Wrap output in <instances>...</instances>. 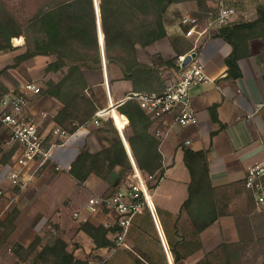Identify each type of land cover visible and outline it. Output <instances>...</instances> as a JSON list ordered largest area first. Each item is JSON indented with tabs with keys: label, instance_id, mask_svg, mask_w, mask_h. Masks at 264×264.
<instances>
[{
	"label": "trees",
	"instance_id": "1",
	"mask_svg": "<svg viewBox=\"0 0 264 264\" xmlns=\"http://www.w3.org/2000/svg\"><path fill=\"white\" fill-rule=\"evenodd\" d=\"M97 2L106 68L112 63L115 64L121 72V78L130 82L131 90L146 92H161L170 76V74L165 76L164 71L173 73L178 70L172 59L164 60L159 56L161 61L155 65L140 62L137 58V47L144 48L166 35L163 15L167 7L171 3L194 2L196 6L194 15L200 18L212 11L208 0H97ZM19 35L24 36L25 49L15 57L14 63L36 55L54 57L46 65L45 72L54 75L55 78L50 76L45 79L44 87L37 93L39 96L47 95L61 104L52 117L54 125L61 127L68 134L86 125L93 119L95 112L102 108L83 75L85 68L94 70L102 68L93 0H62L58 4L48 6L47 9H41L24 24L20 23L0 1V52L11 50V37ZM210 36L222 37L231 45V52L225 58L227 76L238 77L240 72L237 60L247 54L248 40L254 37L264 38V5L258 6L255 19L222 25ZM14 40L19 41L17 38ZM2 71L3 69H0V74ZM8 91L9 89L0 82V97ZM215 108L211 107V116L213 121L217 122ZM110 112L114 125L110 119L107 121L100 119L97 130L105 134L103 137L108 140L109 145L96 152L89 151L85 146L81 147L70 165L69 174L78 183H83L90 175L105 180L113 169L118 168L116 179L107 189H111L113 193L112 187L134 173L117 130L128 122L123 134L136 167L150 188L156 186L164 175L165 167L159 150L160 140L150 132L154 120L135 99L125 100L116 106V111L112 109ZM1 124L0 122V126ZM56 142L60 140L57 139ZM12 151L4 156L9 157ZM182 151L190 181L188 197L179 211V218L183 217L181 226L176 229L179 240L169 248L173 264H185L184 259L202 248L201 232L219 217L232 215L235 222L240 225L246 221L247 213L254 207L252 199L244 192L243 182L223 187L211 184L207 149L194 150L188 145H183ZM149 175H152L150 180ZM12 215L10 213V216ZM10 218L0 221V226L4 227L5 238L13 229ZM78 230L90 240L88 254L82 259L77 257L75 248H70L68 241L60 237L49 239L44 244L40 243L41 237H37L28 248L14 243L13 249L18 254L26 250L31 251L32 264H86L93 254H97L100 260H105L103 255L94 251L95 249L111 251L116 247L110 235L111 230L100 223L88 219ZM76 245L81 246L80 243ZM249 246L251 249L253 247L262 249V252L264 237L257 238L252 234L240 233L238 240L221 242L204 251L193 264H245L239 255H244L245 249ZM135 251L139 255L137 262L146 264L144 259L147 256L138 248Z\"/></svg>",
	"mask_w": 264,
	"mask_h": 264
},
{
	"label": "crops",
	"instance_id": "2",
	"mask_svg": "<svg viewBox=\"0 0 264 264\" xmlns=\"http://www.w3.org/2000/svg\"><path fill=\"white\" fill-rule=\"evenodd\" d=\"M225 2L235 8V21L255 19L258 6L264 5V0H225ZM208 4L213 11V3L208 0ZM195 10L194 2L171 3L163 15L166 35L144 48L137 47L138 60L150 63L151 55L157 54L164 60L172 59L174 63L177 54L188 51L194 43V39L183 35L179 19L184 13L194 14ZM219 27L221 26L210 29L209 34ZM12 38L21 41L13 44L11 50L0 52V69L4 71L0 75V82L9 90L22 86L26 81H34L39 84L30 69H44L51 59H44L37 66L35 58L39 55L30 58L24 62L27 66L28 78L20 76L17 69L11 66L14 56L25 49V40L22 35ZM196 43L199 60L208 77L206 82L194 86L190 91V103L197 119L194 123L181 125L175 120L174 115H167L164 119L152 123L150 132L153 135H155L156 129L161 132L158 138L160 140L159 150L165 171L157 185L150 189L155 199L156 218L171 247L179 240L176 229L183 222V217L179 218V211L182 203L188 197L190 181L189 171L183 161V145H188L194 150L207 149L209 178L213 186L223 187L243 182L244 192L252 199L254 207L247 213L246 221L241 222L240 225L235 222L232 215H225L205 228L200 234L202 244L200 250L207 251L221 242L238 240L240 233L252 234L257 238L264 237V204H257L244 184L247 168L264 157V38L254 37L248 40L247 54L237 60L240 75L236 78L227 76L225 58L231 52V45L226 40L219 36L205 35ZM143 54L145 59L140 56ZM116 69L119 73L115 78L127 83L126 93H128L131 91V84L128 80L121 78V72L117 66ZM104 70H106L108 80L106 64L105 69L103 63L101 69H83V75L93 89L101 88L100 80H102ZM113 71L114 69L112 74ZM176 72L177 70L173 73L165 70L164 75L170 74L168 77V81H170L169 78L171 80L176 78ZM89 73L96 76L94 80H89ZM120 99L118 98L116 101ZM60 106L58 101L47 95L33 94L28 97L26 117L28 120L38 121L41 131L47 134L52 127L56 126L52 117ZM212 106L216 107L217 122L213 121L211 116ZM107 116L101 120H105ZM98 127L99 125H96L92 119L65 137L55 135L53 140L59 139L60 142L54 143L52 146L53 157L42 167L38 161L25 165L16 164L19 153L16 144L12 145L13 151L9 157L0 154V193L5 200L0 205V215L14 201L23 208V211H20L26 217V221L20 229L19 235L27 231L30 238V235L44 228L49 216L54 217L56 222H61L59 219L61 215L76 210L87 215L88 219L94 223H102L109 218L110 214L106 212L88 213L85 205L90 195L98 193L96 192L97 184L98 186L101 184L104 191L109 184L114 182L117 170H114L109 178L101 183L94 175H90L83 183H78L68 172L81 147L85 146L89 151L96 152L107 144L97 132ZM9 138V129L1 124V148L8 145ZM13 169L17 170L19 174L16 183H13L8 177L9 172ZM93 178H96L97 181ZM132 178L133 174L129 179ZM122 183L112 187L113 190L115 191ZM142 212L140 215L143 214ZM98 216L101 219H98ZM150 220L152 223L154 222L152 217ZM73 223L76 224V222ZM73 223H70L71 226ZM78 225L77 223L73 226L78 228ZM135 228L132 222L126 235L125 247L132 246V243L129 244V239L133 237ZM16 230L18 231V228ZM77 233L82 235L79 230ZM17 237L19 238V236ZM83 238L90 245V240L84 236ZM154 238L157 242L160 239L156 227ZM136 239H138L136 247L147 257H150L146 248L150 249L151 246L145 232L138 233ZM28 241L24 238L21 243L24 244ZM97 253L103 255L106 261H110L108 251L107 253ZM168 256L172 262L171 255Z\"/></svg>",
	"mask_w": 264,
	"mask_h": 264
},
{
	"label": "built area",
	"instance_id": "3",
	"mask_svg": "<svg viewBox=\"0 0 264 264\" xmlns=\"http://www.w3.org/2000/svg\"><path fill=\"white\" fill-rule=\"evenodd\" d=\"M213 3L214 10L205 17L184 13L179 19V26L183 35L193 38L191 48L176 55L174 64L177 67L176 78L170 80L161 92L129 91L123 98L114 101L108 85L106 70H104L105 90L107 94V107L95 112L93 122L99 125L100 119L110 117V111L128 99H135L140 107L147 112L154 121L164 119L167 115H174L175 120L185 125L194 123L197 119L194 109L190 103L191 89L208 80L204 72L203 64L199 60L197 43L203 36H210V29L215 26L227 25L235 21L236 10L226 4L225 0H209ZM14 40V39H13ZM195 53L189 62L183 65L186 54ZM102 63L104 55L101 54ZM41 86L34 81H26L18 90H9L0 97V122L9 129L10 138L6 149H12L16 144L19 151L16 164L25 165L29 162L38 161L42 167L53 157L52 146L56 143L53 140L55 135L65 137L68 133L59 126H54L47 134H44L38 121L28 120L26 107L28 97L40 92ZM108 110V111H106ZM111 118V117H110ZM112 120V119H111ZM123 134L122 128H117ZM161 132L156 129L155 136L160 137ZM134 173L132 179H127L119 185L111 194H93L86 202V211L90 214L106 212L109 218L101 224L110 229H116L113 233V242L116 246L125 242L129 227L134 217L140 214L144 207H147L153 218L157 233L160 238L166 257L169 258V250L164 233L156 218L155 209L151 201V189L146 180L141 176L135 167V162L130 157ZM8 177L13 183L18 181V171L13 169ZM148 178H152L149 175ZM245 187L252 194L257 204H264V157L251 164L245 173ZM114 215V217H113ZM73 216L79 221H87L88 216L76 210ZM113 219L111 220V218ZM104 260H91L87 264H103Z\"/></svg>",
	"mask_w": 264,
	"mask_h": 264
},
{
	"label": "rangeland",
	"instance_id": "4",
	"mask_svg": "<svg viewBox=\"0 0 264 264\" xmlns=\"http://www.w3.org/2000/svg\"><path fill=\"white\" fill-rule=\"evenodd\" d=\"M0 1L5 5L6 9L19 20L20 23L24 24L27 21H29L30 19H32L41 9H45V8L47 9L48 6L58 4L62 0H0ZM23 38H24V36H23ZM10 42H11V45L19 43L18 41L13 40L12 37L10 39ZM22 52H20L14 56L13 64L11 67L16 68L18 71V74H20V76H22L24 78H28L27 77L28 72L26 69L27 66L24 62L29 60L30 58L27 60H24V61L14 63L15 57L17 55L21 54ZM139 53H141V52H139ZM140 56L143 57V59H145L144 54L140 55ZM53 58L54 57L51 55L50 56L49 55H47V56L39 55L38 57L35 58L37 61L36 65L38 66L39 62L43 61L44 59L53 60ZM160 61L161 60H160L159 55H157V54L151 55L150 63H153L156 65V64H159ZM113 69H114V71H113L114 73L112 74ZM30 71L35 76L36 81L37 80L39 81V85L41 86V88L44 87L45 79L49 78L50 76L55 78L54 75L46 74L45 68L44 69L33 68V69H30ZM3 72L4 71H2L1 74ZM107 72H108V84L110 87V94H111L113 100H117L118 98H123L127 94L126 91L128 89V86L126 85L127 83L125 81L121 82V80H119V81L117 80V77L115 78V76H118V73H119V72H117L116 65L113 63L110 64L109 68H107ZM88 77H89V80H94L96 76L94 74L89 73ZM100 82H101V88L97 87L96 89H93L92 86H90L89 84L88 85L91 87L93 93L95 94V97L97 98V100L101 104V106H102L101 109H103V108L107 107V94L105 91L104 73L102 75V80H100ZM20 87L21 86H18L15 89L18 90ZM86 93H89V91H86ZM109 119H110V117L107 116V118L105 120L107 121ZM111 123L113 124L112 120H111ZM97 132L99 133V135H101V137L107 143L102 148V149H104L109 145L108 140L105 137H103V136H105V134H102L100 131H97ZM10 151H12V149L8 150L6 148H2V151L0 152V154L2 153V155H4V154L6 155ZM114 170H117V173H118V168H115L107 175V178H109V176L111 175V173H113ZM117 173H116V176H117ZM107 178L105 180H103V179L97 177V179H99L98 181H100L99 183H101V181L105 182L107 180ZM129 178H127V179H129ZM93 179H96V178H93ZM97 179L95 181H97ZM127 179H125V181ZM150 179H152V178H148V180H150ZM111 184H109L108 187H110ZM96 187H97L96 192H98V193H93V194H104L105 195V193H111L112 192L111 189L107 190L108 188L103 191L101 184L99 186L97 184ZM151 201H152V204L155 208V199H154L152 194H151ZM4 202H5V200L3 199V196L0 193V205L3 204ZM20 210L23 211V208L19 207L18 203L14 201L13 203L11 202L9 207L0 215V221H3L6 218L11 217L10 221H11V225H13V229L11 230L10 234L6 238L4 236V227L0 226V264H32L33 253L29 250H26L27 252L22 251V253L20 252L18 254L14 251L13 245H14V243H18L21 246H23L24 248H28V245L31 242H33L37 237H41V240H40L41 242L39 241L41 244L46 243L47 240H49V239L60 237L64 240L68 241V243L70 244V248H73V249L75 248V250L77 251L76 254H77L78 258L82 259V258H84V256L86 254H88L90 245L83 238L82 235L80 236L79 233H77L79 227L84 222L76 219L73 216L72 211L68 212L67 214L61 215L62 217L61 216L59 217L61 222H56L54 217L49 216L47 218V222L44 225V228L42 230L36 232L35 234L30 235L31 237L29 238L28 237L29 234L27 231H24V232H22L21 235H19L20 234L19 231L23 227V225H25V221H26L25 220L26 217L21 214ZM10 213L13 215L10 216ZM142 213L143 214H141V215L137 214L133 219V224L136 227L135 228L136 231H135V233L132 234L133 237H131V239H129V244L132 243V246L125 247L124 244L127 240V238H126L124 244L116 246L111 251H108V253L106 250H96V249L94 250L96 252L107 253L108 256L110 257V261L104 260L103 264H111V263L112 264H139L137 262L139 255L135 251V249L137 248L136 245L138 243L137 242L138 239H136V237H137L138 233H142V232H145L146 236L149 239L148 242L150 243V246H151L150 249L146 248L150 257H145L146 259L143 258L145 263L146 264H157V263L164 264V259H165V262H168L166 254H165L163 247H162V244L160 242V239H158V242H157L154 238L155 237V226L153 224L154 222L152 223V221L150 220L151 215H150L148 208L144 207ZM113 217H114V215H113ZM113 217L112 218L110 217L111 220L113 219ZM97 218L101 219L100 216H98ZM73 222H76V224L77 223L79 224L78 228H76V226H73V225H76ZM70 223H73L72 226ZM17 228H18V231L16 230ZM114 230H116V229H114ZM114 230L113 231L111 230V234H110V235H112L111 236L112 240H113ZM17 236H19V238ZM24 238H26L29 241L27 243L22 244L21 242L23 241ZM165 239H167V238H165ZM77 243L78 244L80 243L81 246L76 247ZM166 243L168 246V250H170L168 239L166 240ZM250 247L251 246H249L248 248L245 249L246 251H245L244 255H239L240 260L242 258V260L244 261L245 264H264V249L261 252L262 249H258V248H254V247L251 249ZM203 252L204 251L200 250V251L193 253L192 256L188 257V259H186V260L184 259V263L185 264H193L194 262H196V260L198 258H200L202 256ZM128 253H130V254H128ZM170 255H171V258L173 259V256L171 253H170ZM90 259L100 261L97 254H93L90 257ZM127 259H129V260H127ZM160 262H162V263H160Z\"/></svg>",
	"mask_w": 264,
	"mask_h": 264
},
{
	"label": "water",
	"instance_id": "5",
	"mask_svg": "<svg viewBox=\"0 0 264 264\" xmlns=\"http://www.w3.org/2000/svg\"><path fill=\"white\" fill-rule=\"evenodd\" d=\"M93 6H94L95 17H96V26H97L98 42H99V45H100L101 54L104 55L103 33H102V30H101V25H100L99 6H98L97 0H93ZM192 56H195V53H192L191 55L190 54H186L185 57H184V59H183V65L187 64L189 62V60L191 59ZM103 68L105 69V63H103ZM119 134H120V136L122 138V141H123L124 146H125V148H126V150L128 152V155L134 161L133 155H132L131 150H130V148L128 146V142H127L125 136L123 134H121L120 132H119ZM135 167H136V164H135ZM168 263L169 264H173V262H171L169 260V258H168Z\"/></svg>",
	"mask_w": 264,
	"mask_h": 264
},
{
	"label": "bare ground",
	"instance_id": "6",
	"mask_svg": "<svg viewBox=\"0 0 264 264\" xmlns=\"http://www.w3.org/2000/svg\"><path fill=\"white\" fill-rule=\"evenodd\" d=\"M115 111H116V109H115ZM110 117H111V112H110Z\"/></svg>",
	"mask_w": 264,
	"mask_h": 264
}]
</instances>
